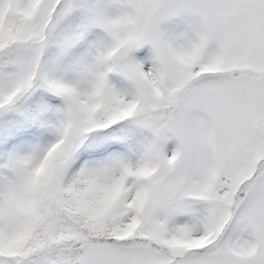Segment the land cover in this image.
I'll return each mask as SVG.
<instances>
[{"label": "snow or ice", "instance_id": "1", "mask_svg": "<svg viewBox=\"0 0 264 264\" xmlns=\"http://www.w3.org/2000/svg\"><path fill=\"white\" fill-rule=\"evenodd\" d=\"M0 264H264V0H0Z\"/></svg>", "mask_w": 264, "mask_h": 264}]
</instances>
